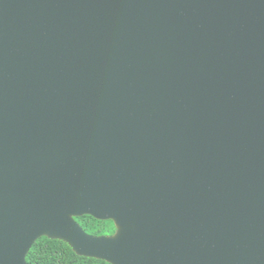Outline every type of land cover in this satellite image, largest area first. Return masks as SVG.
Here are the masks:
<instances>
[{
  "label": "water",
  "instance_id": "95a60500",
  "mask_svg": "<svg viewBox=\"0 0 264 264\" xmlns=\"http://www.w3.org/2000/svg\"><path fill=\"white\" fill-rule=\"evenodd\" d=\"M42 237L264 264V0H0V264Z\"/></svg>",
  "mask_w": 264,
  "mask_h": 264
},
{
  "label": "trees",
  "instance_id": "16d2710c",
  "mask_svg": "<svg viewBox=\"0 0 264 264\" xmlns=\"http://www.w3.org/2000/svg\"><path fill=\"white\" fill-rule=\"evenodd\" d=\"M82 227L92 235L112 236L116 226L112 220L101 221L85 215L77 217ZM30 264H110L107 261L78 255L65 241L42 237L36 241L27 256Z\"/></svg>",
  "mask_w": 264,
  "mask_h": 264
}]
</instances>
